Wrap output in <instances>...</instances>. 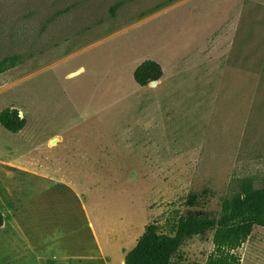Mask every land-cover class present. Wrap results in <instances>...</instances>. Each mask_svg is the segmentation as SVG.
I'll use <instances>...</instances> for the list:
<instances>
[{
  "label": "rangeland",
  "instance_id": "obj_1",
  "mask_svg": "<svg viewBox=\"0 0 264 264\" xmlns=\"http://www.w3.org/2000/svg\"><path fill=\"white\" fill-rule=\"evenodd\" d=\"M250 5L0 0V61H17L0 112L27 119L0 123V264H122L148 225L219 217L244 181L264 186V56H233ZM148 59L164 76L142 87ZM212 239H186L172 264H206ZM236 252L264 264V228Z\"/></svg>",
  "mask_w": 264,
  "mask_h": 264
},
{
  "label": "trees",
  "instance_id": "obj_2",
  "mask_svg": "<svg viewBox=\"0 0 264 264\" xmlns=\"http://www.w3.org/2000/svg\"><path fill=\"white\" fill-rule=\"evenodd\" d=\"M16 62L15 57L0 61V74L13 68ZM163 76L162 65L152 59L145 60L134 72L135 81L142 87L160 81ZM0 123L17 133L26 127L27 119L11 107L0 112ZM198 198L192 195L191 204H196ZM4 225L5 215L0 211V235ZM256 226L264 228V186L256 187L246 180L239 191L223 201L219 217L190 215L173 225L171 233L162 232L157 223L148 225L122 264H172L186 239L208 232L213 233L214 250L206 264H242L236 250L248 241Z\"/></svg>",
  "mask_w": 264,
  "mask_h": 264
},
{
  "label": "crops",
  "instance_id": "obj_3",
  "mask_svg": "<svg viewBox=\"0 0 264 264\" xmlns=\"http://www.w3.org/2000/svg\"><path fill=\"white\" fill-rule=\"evenodd\" d=\"M249 1L252 3V5H250L249 9L247 10L251 13L250 26L245 27L243 25L242 16L244 13H246V11L244 13H240V11L236 13V16L239 15V20L234 23L233 56L234 59L239 58L238 60H242V58L248 55L250 56L249 63L251 64L252 61L255 64L257 53L264 56V11L257 9V0ZM247 32L249 33L247 34ZM235 38H238V42H236ZM246 45H251V48H247Z\"/></svg>",
  "mask_w": 264,
  "mask_h": 264
},
{
  "label": "water",
  "instance_id": "obj_4",
  "mask_svg": "<svg viewBox=\"0 0 264 264\" xmlns=\"http://www.w3.org/2000/svg\"><path fill=\"white\" fill-rule=\"evenodd\" d=\"M157 82H158V81H153L152 84H157ZM21 116H22V114H21Z\"/></svg>",
  "mask_w": 264,
  "mask_h": 264
}]
</instances>
